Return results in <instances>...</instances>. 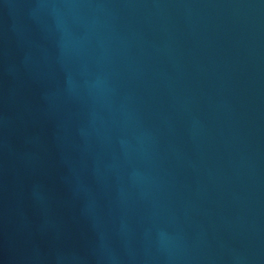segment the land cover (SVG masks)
<instances>
[{
	"label": "water",
	"instance_id": "1",
	"mask_svg": "<svg viewBox=\"0 0 264 264\" xmlns=\"http://www.w3.org/2000/svg\"><path fill=\"white\" fill-rule=\"evenodd\" d=\"M0 264H264V0H0Z\"/></svg>",
	"mask_w": 264,
	"mask_h": 264
}]
</instances>
